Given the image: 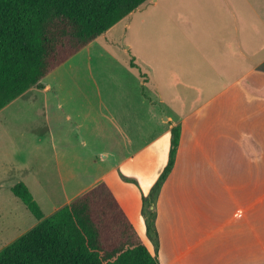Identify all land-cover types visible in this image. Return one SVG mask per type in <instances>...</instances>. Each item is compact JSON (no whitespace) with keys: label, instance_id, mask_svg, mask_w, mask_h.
Listing matches in <instances>:
<instances>
[{"label":"crops","instance_id":"obj_1","mask_svg":"<svg viewBox=\"0 0 264 264\" xmlns=\"http://www.w3.org/2000/svg\"><path fill=\"white\" fill-rule=\"evenodd\" d=\"M158 2L125 19L135 51L121 49L140 71L116 57L141 99L97 100L120 105L125 122L115 132L134 144L98 181L158 264H264V0H167L165 12ZM159 33L167 35L166 50L158 48ZM146 40L143 53L137 47ZM147 114L164 129L137 147L130 138L141 136ZM176 126L173 168L150 196Z\"/></svg>","mask_w":264,"mask_h":264},{"label":"rangeland","instance_id":"obj_2","mask_svg":"<svg viewBox=\"0 0 264 264\" xmlns=\"http://www.w3.org/2000/svg\"><path fill=\"white\" fill-rule=\"evenodd\" d=\"M166 2L159 0L157 9H164ZM127 22L124 20L50 73L41 89L30 88L0 111V251L38 224L12 195V185L24 183L44 216L49 217L98 185L110 165L133 154L129 153L134 144H127L128 139L115 132V127L125 122L120 117V105L97 104L105 98L118 101L126 93L141 99L136 81L116 62L117 57L128 63L123 46L130 44L135 51L134 30L124 32ZM156 40L159 49H167L166 33H159ZM146 41L147 47L144 41L137 47L143 53L150 51V40ZM86 51L92 54L87 56ZM147 102L143 107H149ZM142 118L141 136L130 138L137 147L164 129L155 128L148 114ZM145 124L153 131L147 134ZM145 211L149 215L147 205Z\"/></svg>","mask_w":264,"mask_h":264},{"label":"trees","instance_id":"obj_3","mask_svg":"<svg viewBox=\"0 0 264 264\" xmlns=\"http://www.w3.org/2000/svg\"><path fill=\"white\" fill-rule=\"evenodd\" d=\"M148 1L0 0V111ZM170 136L150 196L173 168L180 127ZM10 191L38 224L0 251V264H158L104 183L49 217L24 183Z\"/></svg>","mask_w":264,"mask_h":264}]
</instances>
